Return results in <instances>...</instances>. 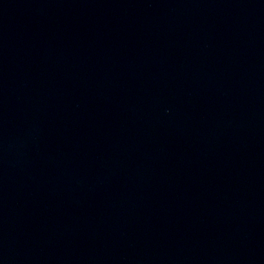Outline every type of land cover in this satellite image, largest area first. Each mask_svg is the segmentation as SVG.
<instances>
[{
	"label": "water",
	"instance_id": "1",
	"mask_svg": "<svg viewBox=\"0 0 264 264\" xmlns=\"http://www.w3.org/2000/svg\"><path fill=\"white\" fill-rule=\"evenodd\" d=\"M0 264H264V0H0Z\"/></svg>",
	"mask_w": 264,
	"mask_h": 264
}]
</instances>
